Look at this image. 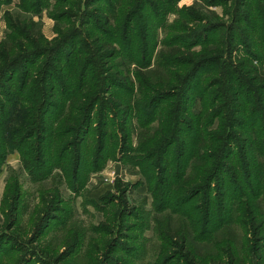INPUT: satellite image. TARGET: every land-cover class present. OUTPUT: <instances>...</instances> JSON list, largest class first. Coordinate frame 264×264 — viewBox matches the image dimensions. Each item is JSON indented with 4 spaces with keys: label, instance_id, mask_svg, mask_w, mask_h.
I'll list each match as a JSON object with an SVG mask.
<instances>
[{
    "label": "trees",
    "instance_id": "trees-1",
    "mask_svg": "<svg viewBox=\"0 0 264 264\" xmlns=\"http://www.w3.org/2000/svg\"><path fill=\"white\" fill-rule=\"evenodd\" d=\"M178 1L107 0L106 7L94 9L97 14L93 17L99 21L93 23L95 29L84 34L81 29H57L61 35L52 46L41 39L34 20L30 24L20 18L14 21L8 11V26L15 34L7 33L0 41V156L7 147L22 149L37 137L34 146L38 164L45 165L48 158L67 175L72 171L74 176L75 170L77 178L80 167L86 169L85 143L96 120L101 126L96 152L99 159L108 145L106 133L119 140L116 123L110 122L111 114L122 113L119 128L122 140H126L128 120L135 112L137 125L143 127L141 144L135 151L124 148V154H135L129 159L141 166L162 209L190 203L204 192L202 211L210 217L212 201L219 213L231 209L226 202L230 188L237 198L263 195L264 70L253 63L264 59V0H203L208 6L221 3L227 7L226 13L232 17L227 25L212 21L217 15L206 9L204 13L201 7L183 8L179 10L181 20L166 25L168 34L160 43L159 27L177 8ZM10 2L0 0V5ZM94 2L98 0H56L57 19L72 18L69 12H58L63 7L79 9ZM44 4V0H25V7L33 12L40 11ZM141 10L147 12L142 13L141 31L134 33L132 23L142 22L137 18ZM189 24L201 25L189 28ZM220 29L223 37L211 41ZM176 30L181 33L170 35ZM121 32L127 33V40H122ZM36 34L39 37L33 40ZM159 43L169 46L170 51H159V63L165 69L158 75L145 70L151 63L142 59L140 52H148ZM200 43V49H195ZM238 45H242L245 56L235 63L232 52ZM120 55L117 63L112 61ZM130 63L136 64L135 71ZM213 72V77L204 78ZM168 101L171 103L166 104ZM11 114L19 115L21 123L15 125L18 118H10ZM216 118V128L208 131ZM186 130L191 133L190 139L184 137ZM177 140L180 151L173 161L168 156ZM191 160L194 166L187 171ZM253 178L257 184L252 183ZM215 180L217 197L212 195ZM120 209L119 215H123L125 209ZM255 210L264 216L260 204ZM53 218L46 219L44 229ZM252 226L255 239L264 242V219L260 223L252 220ZM205 231L204 226L203 235ZM163 234L165 239L179 237L168 230ZM2 242L16 250L11 241ZM259 258L264 264L263 256Z\"/></svg>",
    "mask_w": 264,
    "mask_h": 264
},
{
    "label": "rangeland",
    "instance_id": "rangeland-1",
    "mask_svg": "<svg viewBox=\"0 0 264 264\" xmlns=\"http://www.w3.org/2000/svg\"><path fill=\"white\" fill-rule=\"evenodd\" d=\"M44 1V6L38 12L25 7V0H11L8 4L0 5V41L5 39L7 33L15 34L8 26V11H11V19L14 21L20 18L30 24V20H34L41 39L50 41L49 46H52L61 35L57 29L63 32L81 29L83 34L95 29L94 24L99 21L93 17L97 14L94 9L107 6V0H98L80 10L66 6L58 12H69L72 18L59 21L55 13L57 6L54 7L56 0ZM230 3L228 1V5ZM194 5L201 7L204 13L208 10L217 15L212 21H220L225 25L232 23V17L226 13L227 7L224 4L208 6L203 0H179L177 8L165 16L164 25L159 27L160 43L167 37L166 25L181 20L179 10ZM82 12L85 13L82 15ZM145 12L141 10L137 15L142 22L135 20L132 23L134 33L141 31L144 18L142 13ZM90 16L93 22L88 19ZM200 25L189 24L188 27ZM121 33L122 40H127V33ZM176 33L181 32L176 30L170 35ZM37 35L33 36V40L39 37ZM212 37L211 41L223 37V30L216 31ZM160 43L149 48L148 52H140L141 58L151 63L145 70L158 75L165 69L159 63V51H170L169 46ZM200 47L201 43L195 49ZM225 55L228 59V55ZM244 56L242 45H238L232 52L235 63L238 57ZM119 59L121 55L112 61L117 63ZM253 64L264 70V59H255ZM130 68L135 71L137 66L130 63ZM214 75V72L208 73L204 78L209 79ZM132 77L136 84L137 79L134 75ZM13 83L17 86V80ZM169 103L171 101L166 102ZM117 113L118 116L111 114L110 122L115 121L119 140L114 141L106 133L108 145L103 149L102 157L97 159L101 126L96 120L85 143L86 169L80 167L77 178L75 170L74 176L72 171L67 175L61 166L51 163L48 158L45 165L38 164L35 160L37 147L34 146L37 137L22 149L7 147L4 150L0 156V260L4 264H262L259 255L264 258V242L255 239L252 230L255 224L252 227L251 224L252 220L260 223L264 219L259 210L254 212L257 204L264 211V194L260 197L244 194L237 198L228 186L230 192L226 202L231 209L226 207V212L219 213L216 203L212 201L210 217L202 211L205 208L201 198L204 192L190 203L181 206L174 204L172 208L162 209L156 204L151 185L141 166L129 159V156L135 154H124L128 148L132 151L139 148L143 127L137 125L138 117L134 112L128 120L127 138L122 140L119 128L122 113ZM11 117L18 118L15 125L21 123L19 115L11 114ZM218 121V118L214 119L208 131L214 130ZM190 135L186 130L184 137L190 139ZM2 149L0 146V151ZM179 151L180 141L177 140L168 158L176 160ZM192 160L187 171L194 166ZM217 180L212 183V195L215 197L218 196ZM253 182L257 184V179L253 178ZM198 188L194 189L195 193H199ZM107 200L113 203L107 204ZM120 208L125 209L124 216L119 215ZM53 215L54 218L44 229L46 219ZM204 226L206 231L203 235ZM119 227L123 231H118ZM166 230L179 237L165 239L163 233ZM3 240L11 241L16 250L10 244H2ZM185 240L186 247L183 245Z\"/></svg>",
    "mask_w": 264,
    "mask_h": 264
},
{
    "label": "crops",
    "instance_id": "crops-1",
    "mask_svg": "<svg viewBox=\"0 0 264 264\" xmlns=\"http://www.w3.org/2000/svg\"><path fill=\"white\" fill-rule=\"evenodd\" d=\"M0 40H1V38H0Z\"/></svg>",
    "mask_w": 264,
    "mask_h": 264
}]
</instances>
